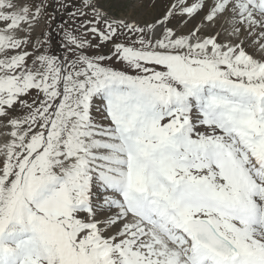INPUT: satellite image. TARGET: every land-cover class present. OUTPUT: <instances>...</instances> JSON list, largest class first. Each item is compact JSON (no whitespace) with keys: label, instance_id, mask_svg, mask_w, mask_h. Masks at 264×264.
<instances>
[{"label":"snow or ice","instance_id":"6c2138e0","mask_svg":"<svg viewBox=\"0 0 264 264\" xmlns=\"http://www.w3.org/2000/svg\"><path fill=\"white\" fill-rule=\"evenodd\" d=\"M0 264H264V0H0Z\"/></svg>","mask_w":264,"mask_h":264}]
</instances>
